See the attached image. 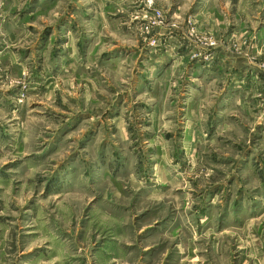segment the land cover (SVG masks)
Wrapping results in <instances>:
<instances>
[{"label":"rangeland","instance_id":"rangeland-1","mask_svg":"<svg viewBox=\"0 0 264 264\" xmlns=\"http://www.w3.org/2000/svg\"><path fill=\"white\" fill-rule=\"evenodd\" d=\"M111 5L123 34L91 22ZM197 25L158 0H0V264H264V114ZM172 38L189 63L156 65Z\"/></svg>","mask_w":264,"mask_h":264},{"label":"crops","instance_id":"crops-1","mask_svg":"<svg viewBox=\"0 0 264 264\" xmlns=\"http://www.w3.org/2000/svg\"><path fill=\"white\" fill-rule=\"evenodd\" d=\"M158 4L167 7L171 12H176L177 15L183 18L189 15L194 16L198 20V30L221 33L219 35L223 36L224 44L218 50L219 63L216 66L218 69L214 70L218 71L220 78H226L230 84L234 85L236 91L228 94L230 96L234 94L243 95L244 92H248L253 97L258 95V92L262 90L264 81V70H261L259 66V61L264 57V0H158ZM109 7L115 11L100 13L97 9L94 10L92 24L93 22L96 23L97 29L100 28V25L107 28L110 26L113 31H120L118 33L123 34L121 32L123 31L124 23L129 22L109 18L110 15L115 16L118 13L115 5ZM126 11L129 13L134 10ZM119 39L126 43H130L132 40L126 39L124 36L119 37ZM176 39H170L178 47L175 54L172 56L170 52L157 54L156 65H162L163 62L168 61L170 62V65L167 66L169 69L172 65L183 64L185 60L189 63L188 59L190 58L186 51L185 43L179 42V38ZM180 43L181 45H179ZM136 53L139 54L140 50ZM120 56L121 54L119 53L118 57ZM2 58H6V55L2 56ZM122 58L124 59L126 56L114 59L112 63L115 64L121 61ZM62 60L63 58L58 56H48L45 61L49 64L44 69L50 71L49 69L54 65L63 64ZM14 63L19 64L17 58L16 61H10L9 63L11 64V74L15 67L18 68L17 64L15 65ZM69 67L70 69H77L75 64H71ZM126 69L127 67L125 66L124 72H126ZM166 69L165 71L167 72ZM111 71L113 72V69ZM163 71L162 69L161 72ZM207 71L209 70H205L204 73H209ZM211 72L212 70H210ZM56 73L61 76L64 74V70L60 67ZM256 96L253 102L256 105H261V112L264 114V98L259 99Z\"/></svg>","mask_w":264,"mask_h":264},{"label":"built area","instance_id":"built-area-1","mask_svg":"<svg viewBox=\"0 0 264 264\" xmlns=\"http://www.w3.org/2000/svg\"><path fill=\"white\" fill-rule=\"evenodd\" d=\"M210 44H211V45H216L214 40H212V41L210 42ZM262 68H263V70H264V65L262 66ZM263 83H264V82H263Z\"/></svg>","mask_w":264,"mask_h":264}]
</instances>
